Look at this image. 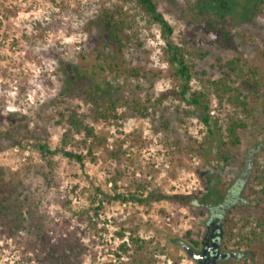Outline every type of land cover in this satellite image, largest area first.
I'll return each mask as SVG.
<instances>
[{
	"label": "rangeland",
	"instance_id": "374dc122",
	"mask_svg": "<svg viewBox=\"0 0 264 264\" xmlns=\"http://www.w3.org/2000/svg\"><path fill=\"white\" fill-rule=\"evenodd\" d=\"M103 1L115 0H0V171L20 185L19 192L23 184L30 187L26 192L48 221L49 238L61 240L67 226L80 225L86 245L82 264H194L179 241L189 229L202 230L201 210L188 201L203 195L208 172L211 178L219 174L225 188L245 174L250 158L246 201L231 209L230 224L249 229L264 215L260 194L250 192L251 185L260 187L255 179L264 169V90L251 94L245 109L220 101L207 85L208 78L226 77L219 58L236 56L257 65L264 82V15L221 17L212 0H159L175 29L174 41L190 53L192 91L207 95L218 128L210 136L201 109L178 95L159 27L140 19L136 34L119 48L104 38ZM209 21L226 24L231 46L221 45ZM201 52L207 55H197ZM71 65L81 71L74 81L66 73ZM68 108L84 113L94 127L95 149L89 154L90 140L84 144L83 135L75 134L68 147L85 154L84 164L57 153L51 165L31 134L46 131L50 146L59 147L64 128L57 121ZM106 110L110 116L101 117ZM232 119L244 123L241 143L227 146L222 141ZM127 192L146 200L111 198ZM98 195L103 199L98 215L91 210L92 221L80 222L77 212L99 205ZM121 225L132 228L124 238L133 232L146 241L143 250L131 244L128 254H116ZM34 239L26 231L9 236L2 227L0 264H45L32 250ZM239 248L249 252L244 264H264L262 244Z\"/></svg>",
	"mask_w": 264,
	"mask_h": 264
},
{
	"label": "trees",
	"instance_id": "16d2710c",
	"mask_svg": "<svg viewBox=\"0 0 264 264\" xmlns=\"http://www.w3.org/2000/svg\"><path fill=\"white\" fill-rule=\"evenodd\" d=\"M242 1V2H241ZM212 0L210 6L215 9L217 15L225 17L227 14H252V15H264V0ZM144 20L146 26L151 28L152 26H158L161 32V36L164 40L163 54L166 61L170 66L171 76L174 77L180 85L178 95L186 103L194 105L200 108L202 111L201 120L204 125L207 126L210 136L218 134L217 125L211 122V111L208 103H206L207 95L202 91H192L191 79H192V65L189 63L188 55L190 54L187 49L176 43L173 39L174 27L166 19L164 13L160 10L159 0H115L106 2L103 1L100 4L99 21L103 28L104 38L113 44H116L119 48L125 46L127 40H130L136 32L133 30L138 28V21ZM214 30L221 35V45H232L231 39L233 37L232 31L226 26L225 23L220 21H209ZM2 21L0 20V27ZM133 32V33H132ZM200 57L207 55L206 52L197 53ZM219 58L220 67L224 70L226 75L222 79H207V85L213 90L215 96L220 100L240 107L243 106L247 109L248 99L251 94H260V90H264V82L261 80L259 68L257 65L244 61L242 57H233L231 59L221 62ZM68 75V81H74L81 75V71L78 65H71L70 72H66ZM232 75L240 79L239 83H235ZM111 109L116 108V104L110 106ZM113 111V110H112ZM110 110H106L101 117L108 118L110 116ZM60 119L58 124L63 125L64 132L59 147L53 149L49 143L50 134L33 133L31 136L35 140V146L41 153L42 157L52 165L51 158L57 153H62L70 160H75L81 165L84 164L85 154L78 148H70L68 144L71 138L75 134L83 135V143L87 144L89 141L88 153L93 154L96 144L97 135L92 125L86 122L85 114L80 112L76 108H68L64 112H60ZM115 116L116 115H112ZM213 124V125H212ZM244 126V123L240 120L232 119L230 124L226 127V140L222 141V136L218 138V142L222 141L227 146H236L241 143L240 129ZM20 143V142H19ZM220 146V145H219ZM218 146V148H219ZM211 172H208V178L206 180L205 194L199 200L194 199L188 201L190 204H207L217 203L221 204L224 199L231 194H237L244 188V180L240 179L238 182L224 188L219 174L211 178ZM44 177L50 182L47 174L44 173ZM255 184L260 185L258 189L254 185L250 186V192L259 193L261 200L264 201V169L259 170V174L256 176ZM116 184V181H115ZM19 184L14 181L7 180L4 176V172L0 171V229L8 231L9 236H13L22 231H26L28 234L34 235L32 241V250L40 260H43L45 264H82L83 257L86 253V245L83 242L82 231L80 225L75 227L67 226L66 231L61 240H54L49 238V233L46 232L48 221L37 213L36 203L32 201L29 193V186L22 185L19 190ZM101 189H98L97 194ZM228 191V195L223 193ZM227 195V196H226ZM22 196V198L20 197ZM98 198L99 195H98ZM114 199H120L123 201L144 202L146 198L139 197L137 193L127 192L116 193ZM158 198V197H155ZM93 203L96 199H93ZM99 205L95 207H89L77 212V218L80 222L92 221L93 215L90 211L93 210L94 215H98L99 209L102 207L103 199H97ZM186 201L187 199L181 198ZM205 210L202 209L200 215L204 214ZM233 219H230L231 223ZM70 223V221H68ZM229 227V243L234 244L237 247H250L254 243H260L263 245L264 250V215L258 217L255 225H251L248 229L246 225L241 226L235 230L237 221L230 224ZM92 227V226H89ZM132 228L125 225H121L117 234L122 238V241L117 247L116 254L122 257L124 254H128L131 249V244L135 245L137 251H141L145 248L146 241L140 239V237L130 232L129 236L125 237L126 231H131ZM200 229L194 231L189 229L187 231V237L194 238L195 235L200 234ZM177 264V263H175Z\"/></svg>",
	"mask_w": 264,
	"mask_h": 264
},
{
	"label": "flooded vegetation",
	"instance_id": "af4514ba",
	"mask_svg": "<svg viewBox=\"0 0 264 264\" xmlns=\"http://www.w3.org/2000/svg\"><path fill=\"white\" fill-rule=\"evenodd\" d=\"M252 160L247 158L245 161V174H241L232 184L228 185L229 188L238 180H244L246 184L248 177L250 175V170L252 167ZM223 193L229 194L228 191ZM205 192L202 196H204ZM243 190H240L237 194L226 195L224 202L221 204L217 203H207V204H192L193 207L198 208V210L204 209V214L202 216V230L200 234L195 235L194 239L185 237L179 241L180 245L185 242L189 245L190 251L193 252L196 257L189 258L192 259L194 264H244L245 258L249 255L248 251H243L241 248L234 247L229 243V229L230 225V211L233 207L237 205H242L245 203L246 198L242 196ZM202 196L200 198H202ZM199 198V199H200ZM197 199V200H199ZM183 247V246H182ZM252 258V255L250 256Z\"/></svg>",
	"mask_w": 264,
	"mask_h": 264
},
{
	"label": "water",
	"instance_id": "95a60500",
	"mask_svg": "<svg viewBox=\"0 0 264 264\" xmlns=\"http://www.w3.org/2000/svg\"><path fill=\"white\" fill-rule=\"evenodd\" d=\"M182 246L185 249V251L189 254V256L196 257V255L193 252L190 251L189 245L187 243L183 242Z\"/></svg>",
	"mask_w": 264,
	"mask_h": 264
},
{
	"label": "built area",
	"instance_id": "2783aa9c",
	"mask_svg": "<svg viewBox=\"0 0 264 264\" xmlns=\"http://www.w3.org/2000/svg\"><path fill=\"white\" fill-rule=\"evenodd\" d=\"M124 204H125V202H124Z\"/></svg>",
	"mask_w": 264,
	"mask_h": 264
}]
</instances>
